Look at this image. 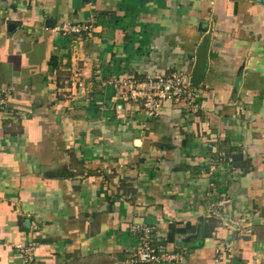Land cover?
Wrapping results in <instances>:
<instances>
[{"label": "crops", "instance_id": "1", "mask_svg": "<svg viewBox=\"0 0 264 264\" xmlns=\"http://www.w3.org/2000/svg\"><path fill=\"white\" fill-rule=\"evenodd\" d=\"M171 73L196 102L150 117ZM0 88V264H135L147 227L158 264H264L263 3L0 0Z\"/></svg>", "mask_w": 264, "mask_h": 264}, {"label": "built area", "instance_id": "2", "mask_svg": "<svg viewBox=\"0 0 264 264\" xmlns=\"http://www.w3.org/2000/svg\"><path fill=\"white\" fill-rule=\"evenodd\" d=\"M207 3H212L214 0H202ZM71 31L79 33V27H72ZM132 97L140 99L144 102V107L150 117L157 116L165 103L171 102L179 105L183 109H188L195 103L196 95L191 86L184 80L181 74L171 73L158 76L148 75L146 78L135 85V90L132 92ZM9 103V94L6 89L0 88V113L4 112ZM233 162L232 159L229 160ZM224 204V201L221 202ZM133 231H137L138 227H133ZM141 250L134 261L135 264H158L167 259H179L177 255H170L165 248H157L153 242L155 237V229L147 227L141 229ZM221 257L217 255L215 260L219 263Z\"/></svg>", "mask_w": 264, "mask_h": 264}, {"label": "water", "instance_id": "3", "mask_svg": "<svg viewBox=\"0 0 264 264\" xmlns=\"http://www.w3.org/2000/svg\"><path fill=\"white\" fill-rule=\"evenodd\" d=\"M258 1L264 4V0H258ZM195 71H196L195 77L192 79L191 82L194 86L197 87L205 76V69L203 68V65H198L195 68Z\"/></svg>", "mask_w": 264, "mask_h": 264}]
</instances>
